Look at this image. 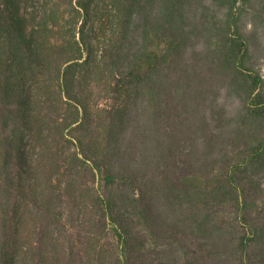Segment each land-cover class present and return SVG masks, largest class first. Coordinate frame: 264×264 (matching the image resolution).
Instances as JSON below:
<instances>
[{"label":"trees","instance_id":"16d2710c","mask_svg":"<svg viewBox=\"0 0 264 264\" xmlns=\"http://www.w3.org/2000/svg\"><path fill=\"white\" fill-rule=\"evenodd\" d=\"M263 38L264 0H0V264H264Z\"/></svg>","mask_w":264,"mask_h":264},{"label":"rangeland","instance_id":"374dc122","mask_svg":"<svg viewBox=\"0 0 264 264\" xmlns=\"http://www.w3.org/2000/svg\"><path fill=\"white\" fill-rule=\"evenodd\" d=\"M207 1H211V0H207ZM213 4H214V2H213ZM219 7H221V6H219ZM223 9L224 10H227V4H224L223 5ZM249 21H250L249 18H246V16L245 17H242V19H241V23L242 24L248 23ZM257 42H259V45H260L261 48L264 47V38L263 39H258ZM261 72L264 73V62L261 65ZM225 103L227 105V99L225 100Z\"/></svg>","mask_w":264,"mask_h":264}]
</instances>
